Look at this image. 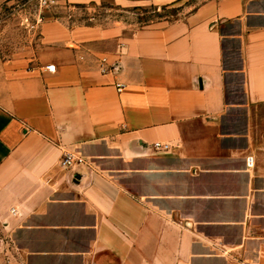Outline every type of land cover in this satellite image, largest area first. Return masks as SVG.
<instances>
[{
  "label": "crops",
  "instance_id": "crops-1",
  "mask_svg": "<svg viewBox=\"0 0 264 264\" xmlns=\"http://www.w3.org/2000/svg\"><path fill=\"white\" fill-rule=\"evenodd\" d=\"M104 1L0 61V264H264V0Z\"/></svg>",
  "mask_w": 264,
  "mask_h": 264
},
{
  "label": "rangeland",
  "instance_id": "rangeland-1",
  "mask_svg": "<svg viewBox=\"0 0 264 264\" xmlns=\"http://www.w3.org/2000/svg\"><path fill=\"white\" fill-rule=\"evenodd\" d=\"M197 3V1H195ZM105 7H111V0L104 1ZM183 8L176 5L170 8H147L135 11L134 14L118 13L120 17L129 19L134 28H140L157 22H170L183 16ZM46 12L30 0H0V61L6 60L25 47L29 46L36 37L33 25L36 23V15ZM51 10L48 14H52ZM82 14V10H74ZM101 11L99 15H104ZM88 19L83 14L77 15L73 20L84 21Z\"/></svg>",
  "mask_w": 264,
  "mask_h": 264
},
{
  "label": "built area",
  "instance_id": "built-area-1",
  "mask_svg": "<svg viewBox=\"0 0 264 264\" xmlns=\"http://www.w3.org/2000/svg\"><path fill=\"white\" fill-rule=\"evenodd\" d=\"M30 1L35 3L40 10H45V11H48L51 8H53V6H55L56 2H57V0H30ZM106 64H107V59L103 58L101 60V71L103 73L109 71V68L106 67ZM46 69L50 72H54L56 68L54 65H49L46 67ZM111 70L114 71L115 66H112ZM122 87H123L122 85H118V90L121 91ZM153 148L156 152L165 153V152L170 150V145L169 144H162L160 142H156L153 144ZM83 161L84 160L82 158L76 157L73 154L67 153L63 156V159L61 160V166L69 167L70 165H72L74 163H83ZM248 162H249V166H251L252 165V158L251 157L248 158Z\"/></svg>",
  "mask_w": 264,
  "mask_h": 264
}]
</instances>
